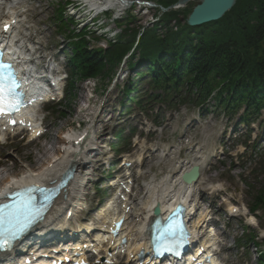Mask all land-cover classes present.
Here are the masks:
<instances>
[{"label": "rangeland", "instance_id": "rangeland-1", "mask_svg": "<svg viewBox=\"0 0 264 264\" xmlns=\"http://www.w3.org/2000/svg\"><path fill=\"white\" fill-rule=\"evenodd\" d=\"M84 1L87 2V0ZM131 1V6L127 8L134 15L131 26L135 28L142 25L151 27L155 21L153 15L157 12L156 2L154 0ZM140 1H149L152 5H142ZM24 4L25 7L22 9H28V11L25 15L26 26H22V30L26 35L33 34L35 36L34 39L40 47L38 55L43 56L41 62L43 63L50 53H55L59 56L61 66L66 69L68 57L72 55V48L64 37L67 32L61 34L60 23L57 24L59 4L63 7L65 17H68L72 22L71 28L90 26L89 15H92L93 12L82 16L81 12H85L87 8L82 5L83 2H79L76 8L78 9L76 10L77 14L74 16L72 13L75 9L66 0H27L24 1ZM195 4L196 0L189 1L185 9H191ZM112 13L108 14L112 15ZM105 15H100V18L107 20L104 29L110 28L116 32L119 31L114 20ZM121 23V28H125V24ZM92 28L98 29L97 26ZM163 31L164 29H159L160 34ZM116 69L119 72L118 76L110 83L99 81L96 92L92 95L85 82L79 80L75 85L74 96H69L66 103V100L64 101L66 108L62 112H54V108L47 112L45 108L43 111L44 127L49 132L44 137L32 143L22 138L23 135L9 138L8 143L0 147V177L5 165L10 167L12 176L20 175L25 168H42L43 162L38 160L41 156L39 151L41 145L49 141L51 134L55 136L78 130L79 122L81 129L87 125H93L92 129L97 134H102L98 143L106 146L105 153L97 155V150H95L91 154V159L98 166L101 159H106L111 153L116 155L112 150H109L113 143H120L115 140L116 133L124 129V133L128 134L129 128L134 127L136 133L134 139L121 144V147L128 150L125 153H128L133 159L139 157L142 159L144 156L147 158L145 164L141 163L137 167L146 172L144 176L137 178V181L140 183L153 177L160 181L165 176H169V184H174L179 168L178 162L192 161L196 155H204L207 161L195 190H197V197L201 198V205L208 207L212 203L216 215H221L219 218L216 217V230L220 235V248L224 250V256L228 257L227 263L258 264L255 250L256 247L259 250H264V238L259 236L264 231V217L261 211H256V214L249 211V204L252 201L247 191H251V189L246 188L242 179L253 180L256 172L254 162L249 156L250 150L244 151L245 147L241 142L244 137L241 140L236 137L242 132H252L251 141L256 140L258 146L264 150L263 116L261 115L247 128L245 123L239 122V116L230 118L223 114L222 109L215 105L213 99L202 109L193 104L168 110L164 104H156L149 115H143L137 110L130 114H122L119 112L121 108L119 102L122 97L121 87L127 81L125 62L118 64ZM151 105L153 106V104ZM109 116V121H106ZM128 145H130V150ZM54 154L51 151L47 158ZM2 160L6 161L2 162ZM89 170L91 169L88 167L83 169L82 182L84 185L80 196L83 198L85 193L88 194L84 197V205L91 210L85 214H79L78 217L90 218L92 216L97 219V209L105 201L108 192L97 191L93 179L95 176L90 175ZM252 186H254L253 183L250 187ZM231 205L236 206L239 210L238 216L231 218L225 216ZM247 214L254 217L253 222H256V225L250 227L259 242L256 247L250 242L247 245L248 249L240 247L238 244L240 239L241 243H245L246 241L242 237L244 233L250 232L245 229L251 218Z\"/></svg>", "mask_w": 264, "mask_h": 264}, {"label": "trees", "instance_id": "trees-1", "mask_svg": "<svg viewBox=\"0 0 264 264\" xmlns=\"http://www.w3.org/2000/svg\"><path fill=\"white\" fill-rule=\"evenodd\" d=\"M177 1L156 0L168 10L158 7L159 20L143 31L140 26H131L133 16L128 12L118 42L106 52L110 66L105 64L101 51L87 50L80 35L72 43V83L89 76L110 75L117 62L135 47L140 35L128 64L132 70H142L136 71L135 78L123 88L129 100L136 99L130 95L135 92L137 104L141 103V96L169 105H174L176 99L178 103L203 104L216 93V105L227 114L236 113L242 105L247 106L242 120L259 114L264 108V0H237L220 20L199 27L182 21L181 16L186 17L190 9L169 8ZM61 21L68 26L63 17ZM173 21L176 29L171 25ZM159 29H164L163 33ZM144 82L150 89L139 97L137 85ZM260 168L262 181L251 187L253 211L264 210V165ZM260 263L264 264V254Z\"/></svg>", "mask_w": 264, "mask_h": 264}, {"label": "bare ground", "instance_id": "bare-ground-1", "mask_svg": "<svg viewBox=\"0 0 264 264\" xmlns=\"http://www.w3.org/2000/svg\"><path fill=\"white\" fill-rule=\"evenodd\" d=\"M19 1L20 0L11 1L8 9L3 11L2 19L0 20V33L5 36L9 42L17 44L18 48L23 52V54H26L30 47L35 45L36 42L31 36H23V33L18 29V23H21V25H23V22H21L23 13L20 14L18 6V4L20 3ZM125 2V0H88L87 3L89 4L91 11H101L105 9L122 10L127 7ZM15 20H18L19 22H15ZM12 24H14V27L11 30L9 26H11ZM5 28H7L8 30L5 31ZM33 119V117L22 118L20 119V122H23L24 124H33ZM36 121H39V119L36 118L34 122ZM9 133L11 134L13 133V131L10 130L8 132H0V142ZM97 137L98 136L95 134L94 130H92L91 125L86 127L84 131H82V133H75L73 131H70L66 132L65 134H56L55 136L54 134H51V138L49 139V141L41 145L39 150L41 152V156L38 160H41L43 162V165L41 166L42 168H25V170L17 176H12L10 173V167L6 165L1 171L2 175L0 177V185L2 184V188H4L7 186L25 184L27 182L36 180L48 184V182L58 179L59 175L67 170L69 166H74V174L67 184L65 191L63 192L64 194L61 197L57 198V202L54 203L55 206L52 208L50 215L47 217L46 223L40 230L50 234L54 232V227L56 226L64 229L66 226H64L60 222L57 223L60 220L62 213L65 212V210H67V213L68 211L72 210L73 207L77 209L78 205H80V194L84 185L82 182L83 169L92 162L89 154L95 150H98V153H102V149L104 147L98 143ZM51 151H53L55 154L52 157L47 158L48 154ZM138 162H140L139 159L134 161L129 158L125 159V163H128L130 166H133ZM144 162H146V159H144ZM193 162L201 164L202 166L205 163V158L204 156H196ZM139 173H142V171H139ZM125 179L126 178L122 176L120 178V181H123ZM144 185L146 191L150 195L148 197V200L146 201V204H144V214H146L145 219H148V221L152 215V210H154L153 208L156 207V205L159 204L162 207L164 211L163 216H166L168 212L176 209L177 205L186 204L187 199L190 196H193L195 189V184L187 185L180 181V179L177 181L175 186H171L167 177H164V179L158 183L153 180ZM171 199L173 200L170 201ZM122 205L129 206V202L126 201ZM127 214L130 217L133 216L131 212H128ZM116 218L118 217H112V220H117ZM103 228L106 227L104 226ZM100 229L102 228H99L97 232H100ZM125 229H127V234L125 235L134 240V243L128 246V252L130 253H128V255L132 254L133 258L135 259L136 254L141 249H144V251L149 250V242L144 231L145 226H141L139 229H136L135 226L128 227L127 225ZM124 230L123 233L125 232ZM194 231H199V227L197 225L195 226ZM102 232L104 233L105 229H102ZM209 232L212 233V236H215L216 232L214 231V229ZM122 237L123 234L120 236V238ZM105 238L107 237L101 235L100 240H105ZM217 239V236L215 240L208 238L204 241V243H207V246L214 245L215 248H217ZM209 240L212 241L210 242ZM112 246L113 249H118V247H116V243L112 244ZM110 250H112V247H110ZM211 261L212 264H221L215 259H211Z\"/></svg>", "mask_w": 264, "mask_h": 264}, {"label": "snow or ice", "instance_id": "snow-or-ice-1", "mask_svg": "<svg viewBox=\"0 0 264 264\" xmlns=\"http://www.w3.org/2000/svg\"><path fill=\"white\" fill-rule=\"evenodd\" d=\"M8 29L5 28V31ZM17 74L13 71L11 64L5 63L0 56V115H7L15 111L19 106V94L15 89L19 87L16 83ZM14 123V121H13ZM44 192L45 189H39ZM37 191V189H29L25 192L18 193L19 196L24 197L20 204L14 206L11 204H4L0 207V238L7 241L9 238L15 239L20 233L28 227V223H24L21 217H29L32 215L33 204L35 197L31 193ZM16 199V197H12ZM15 207V211H10ZM26 209V210H25ZM174 225H170L166 232H172ZM0 247H3L0 244Z\"/></svg>", "mask_w": 264, "mask_h": 264}, {"label": "water", "instance_id": "water-1", "mask_svg": "<svg viewBox=\"0 0 264 264\" xmlns=\"http://www.w3.org/2000/svg\"><path fill=\"white\" fill-rule=\"evenodd\" d=\"M189 0H179L178 3L184 5ZM191 13L187 17V23L191 26H199L207 22L220 19L235 4L236 0H198ZM199 167L195 165L191 171L185 173L183 179L191 182L197 179ZM159 207L156 213H159Z\"/></svg>", "mask_w": 264, "mask_h": 264}]
</instances>
